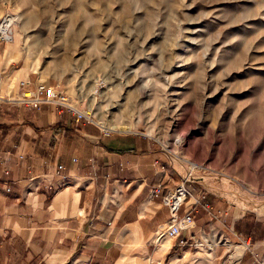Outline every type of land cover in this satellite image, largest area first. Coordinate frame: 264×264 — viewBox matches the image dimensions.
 Masks as SVG:
<instances>
[{
    "label": "rangeland",
    "instance_id": "1",
    "mask_svg": "<svg viewBox=\"0 0 264 264\" xmlns=\"http://www.w3.org/2000/svg\"><path fill=\"white\" fill-rule=\"evenodd\" d=\"M3 15L1 66L13 49L11 70L55 79L102 129L264 205V0H0Z\"/></svg>",
    "mask_w": 264,
    "mask_h": 264
},
{
    "label": "crops",
    "instance_id": "2",
    "mask_svg": "<svg viewBox=\"0 0 264 264\" xmlns=\"http://www.w3.org/2000/svg\"><path fill=\"white\" fill-rule=\"evenodd\" d=\"M15 58L4 51L0 77L64 89L26 64L11 70ZM103 132L53 105L0 103V264H264V205L228 182L186 179L188 168L146 134ZM183 180L188 196L177 214L193 223L168 238L160 196ZM156 183L160 194L151 197Z\"/></svg>",
    "mask_w": 264,
    "mask_h": 264
},
{
    "label": "built area",
    "instance_id": "3",
    "mask_svg": "<svg viewBox=\"0 0 264 264\" xmlns=\"http://www.w3.org/2000/svg\"><path fill=\"white\" fill-rule=\"evenodd\" d=\"M10 15H3L0 17V43H5L10 40L12 35V21L8 19ZM7 102L18 104L27 108L38 109L40 105L47 104L53 105L58 110L69 113L75 122L80 120L92 121L89 117V113L82 109H78L76 102L72 100L64 89L48 85L43 81H37L32 88L28 87V81L23 79H16L13 76L7 75L0 77V103ZM104 134H108L109 131L104 129ZM8 155L2 161L4 164L3 173L7 174L6 163L8 162ZM62 165H56V170H60ZM65 179V175L60 176ZM184 181H179L172 186L166 188L160 196L161 206L167 213L168 225L164 231V235L168 238L177 237L182 231L191 227L193 220L188 212L177 214V209L182 205L188 196V192L184 188ZM7 190V189H5ZM161 191V184L156 183L150 188V196L157 197ZM203 198V195L200 196ZM197 203V200L194 201ZM203 207H207V204H203ZM220 244H225L226 241H219ZM180 245L186 243L179 240ZM198 243L191 242V245L195 246ZM246 245V244H244ZM235 259L232 262L238 261L240 254L234 255Z\"/></svg>",
    "mask_w": 264,
    "mask_h": 264
},
{
    "label": "bare ground",
    "instance_id": "4",
    "mask_svg": "<svg viewBox=\"0 0 264 264\" xmlns=\"http://www.w3.org/2000/svg\"><path fill=\"white\" fill-rule=\"evenodd\" d=\"M8 19H9L10 21H12L13 18H12L11 16H9ZM10 40H11V38H10Z\"/></svg>",
    "mask_w": 264,
    "mask_h": 264
}]
</instances>
